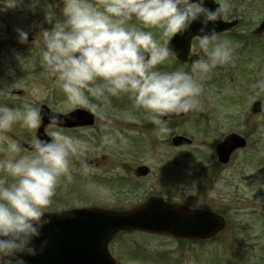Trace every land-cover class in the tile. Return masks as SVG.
<instances>
[{
  "label": "clouds",
  "instance_id": "clouds-1",
  "mask_svg": "<svg viewBox=\"0 0 264 264\" xmlns=\"http://www.w3.org/2000/svg\"><path fill=\"white\" fill-rule=\"evenodd\" d=\"M215 9L205 0H63V19L52 28H41L39 40L42 62L72 105L85 106L104 121L100 142L113 145L123 134L111 128V119L102 103L111 96L127 94L143 109L156 126V134L170 131L171 117L195 110L200 103L202 78L218 66L234 60L232 42L221 39L216 22L229 10L228 0H214ZM39 0H30L35 8ZM138 21L139 23H132ZM198 22L200 55L192 61L191 71L161 70L175 56L171 38L190 32ZM212 25L209 27V25ZM158 29L157 37L151 30ZM20 43L29 33L17 29ZM15 84V83H14ZM0 86V264H27L25 256L42 253L33 241L51 220L46 210L53 204L58 186L74 180L73 160H79L82 174L94 166L80 159L83 145L62 127L64 119L56 110L44 113L25 102L23 110L2 103L10 97L13 85ZM256 86L264 89V78ZM47 117L50 139L33 132L29 147L7 133L17 121L38 129Z\"/></svg>",
  "mask_w": 264,
  "mask_h": 264
},
{
  "label": "rangeland",
  "instance_id": "rangeland-1",
  "mask_svg": "<svg viewBox=\"0 0 264 264\" xmlns=\"http://www.w3.org/2000/svg\"><path fill=\"white\" fill-rule=\"evenodd\" d=\"M251 1L257 0H243L240 8L245 9ZM94 2L100 4L102 0H94ZM228 3L229 10L225 17L230 18L234 5L231 4V0H228ZM62 9V0H39L34 9L30 7V0H0L2 51L0 86L15 83L10 97L2 103L20 110H23L25 102L36 107L44 103L61 113L77 107L88 109L85 106L72 105L67 101L65 94L55 82V77L42 62V43L39 40L33 43L34 37L41 28L50 29L60 23L63 19ZM132 23L139 22L132 21ZM247 28L249 29V26L240 25L232 31L237 34L238 29ZM17 29L29 33L27 43L19 42ZM145 30H151L159 36L158 29ZM220 38L227 37L223 35ZM233 48H235L234 60L228 63L231 69L223 72L224 81L229 83L226 87L230 90L216 88L215 84L202 89L199 106L193 113L212 116L237 114L240 118V130L252 128L256 131L254 138L264 140V134L261 135V132H264V116L248 117L245 121L243 116L247 111L242 114L237 112V107L241 112L242 103L237 105L227 100L231 97V93L236 98V102L244 100L245 97H249L248 88L252 86L246 77L249 75L248 72H239L238 69L233 68L236 62L247 54L240 52L237 45ZM172 64H174L172 68L167 63L159 67L168 71L177 68L191 71L188 66L175 58L172 59ZM218 73L221 71L216 70L203 77L202 83H214ZM232 77L234 80H231ZM218 82L222 84L223 79H219ZM217 90L220 91L219 95ZM119 96H111L107 102H97L102 103L111 119L110 127L119 129L123 134L122 139H118L115 144L104 145L100 142V137L104 134L105 122L98 117L93 125L72 130L65 129L68 134L80 140L83 145L80 159L87 160L95 170L91 174H82L80 162L74 158V180L71 183L62 182L58 186L55 195L57 201L54 199L48 209L88 205L112 208L126 205L135 199L143 201L149 194L160 195L169 201L180 200L186 203L193 202V199L201 200L199 179L203 172L202 166L209 164L208 160L199 154L189 152L186 148H177L171 143L172 134L200 136V128H195L189 118L170 120L171 131L165 136H158L156 126L147 118L145 111L137 108L129 95ZM49 130L47 126L46 131ZM35 131L36 129L25 128L22 121H17L7 135L16 139L21 145L30 144ZM200 139L202 137H198V140ZM136 144L140 145L141 149H138ZM0 147L4 146L0 145ZM207 153L210 155L212 151ZM3 156L4 153L0 151V158ZM141 163L148 165L152 173L138 178L135 169ZM233 168L235 170L233 183L238 189L235 199L232 203L225 200L220 202L212 195L208 204L214 208H221L227 204L225 209L228 212L233 209L230 225L236 227L234 234L230 229L215 240L202 243L181 242L169 236L135 231L120 234L111 247L112 254L117 258V264H264V147L259 152H239L234 159ZM254 170H258V174H254ZM168 171L183 173L181 179L186 178L189 186L175 184ZM225 171L230 173L232 169L228 168ZM122 176L140 187L137 195H132L128 199L119 196L120 190L115 184ZM106 178L111 179L110 182L108 181L110 185L104 180ZM168 178L170 181H167Z\"/></svg>",
  "mask_w": 264,
  "mask_h": 264
},
{
  "label": "flooded vegetation",
  "instance_id": "flooded-vegetation-1",
  "mask_svg": "<svg viewBox=\"0 0 264 264\" xmlns=\"http://www.w3.org/2000/svg\"><path fill=\"white\" fill-rule=\"evenodd\" d=\"M63 1V0H62ZM243 0H231V4L234 5V10L230 13V18L224 17L225 20H237L236 28L240 25H246L249 26V29L247 28L246 34H236L233 33L232 30L224 33H220L219 36H226L233 44V46L237 45L239 46L240 52H245L247 56L241 57L237 62L235 67H233L235 70L238 69L239 72H248V83H250L252 86L248 88V95L249 97H245L244 100H240L236 102V98L231 93V97L227 98V100H230L231 103H235L239 105L240 103L242 108L239 111V108L237 107L238 114L245 113L247 111V114L244 115L243 119L247 121L248 117H257L262 118L264 116V89H260L256 86V83L259 79L264 78V32L261 34L254 33V30L263 23L264 20V0H257L256 2L251 1V3L248 4V6L245 9H241L240 5ZM206 5V0H205ZM236 5V6H235ZM158 37V36H157ZM198 36L193 37L190 41V57L189 62H184L183 64L188 66L187 68L190 70L192 65V60L197 59V57L194 54H199L198 44H197ZM235 49V48H234ZM237 49V50H238ZM244 56V55H242ZM227 66V70H226ZM231 67L228 64L218 66L215 68L212 72L216 70H220L221 73H218L216 75V81L214 83H202L203 89H207L208 86L215 84L216 88L219 89H227L230 90L226 85L228 86L229 83L225 82V74L224 71L230 70ZM223 79V83L220 84L219 79ZM231 80H234V77L231 78ZM218 95L220 94V91L217 90ZM118 97H120L118 95ZM221 102H224L223 99H220ZM98 102V101H97ZM255 102H260V108L258 110H255L257 107L252 105ZM227 108V107H226ZM230 108V107H229ZM90 110V109H89ZM194 110L189 111L187 114L178 117L173 118L170 120H176L181 118H189L191 123L194 124V127H199V133L198 134H190L183 136L187 137L191 141L187 144H181V145H174L177 148H186L189 150V152L194 154H199L202 157H205V160H208L207 162L209 164H205L202 166L203 169H201V178L199 179V192L202 195L201 200L193 199V202H184L180 200H174L173 202L183 203L186 206L194 209H201V210H207L211 212L217 213L219 216H221L225 221V228L218 233L214 238L210 240H203L202 242L206 241H213L215 240L219 235L225 234V232L232 230V234L236 232V227L230 225V219L233 218V209L228 212L226 210V206L221 208H214L208 202L210 201V196H214L217 201H229L232 203V200L235 199V196L237 195V187L235 183H233V178L235 174V170L233 168V162L236 157V155L239 152L243 151H251V152H259L264 147V140L262 139H255L254 135L256 131L254 129H239V115L237 114H222L221 116H212L209 114H196L193 113ZM250 113V114H248ZM95 121L97 119L96 114L94 115ZM207 120L209 122L205 123L204 121ZM95 123V122H94ZM246 128V127H245ZM264 132H261V135L263 136ZM176 134H172L171 140ZM236 136H240L241 139H238L239 142L246 143L245 146L239 147L236 145ZM198 137H202V139L198 140ZM139 144V143H138ZM137 145L138 149H141L140 145ZM212 151V153L209 155L207 152ZM137 151H135L136 153ZM209 155V157H207ZM135 157V156H134ZM143 163L137 165L141 166ZM228 168H231L232 171L230 173L226 172ZM254 174H258V170L253 171ZM152 173V171H151ZM171 175V178L173 182L179 185H184V187H188L187 185V179H181V176L184 175L183 173H173L169 172ZM138 178H141V176H137ZM160 180V178L158 177ZM107 183L110 178L104 179ZM116 179H114L115 181ZM115 186L118 187L120 190L121 197H124V199L130 198L132 195H137L139 191V186L132 183L131 180L127 179L126 177L122 176L121 179L116 180ZM161 181V180H160ZM167 181H170L169 178ZM110 182V181H109ZM113 182V181H111ZM164 184V183H163ZM108 185H110L108 183ZM157 195V194H149V196ZM160 196V195H158ZM162 197V196H161ZM164 198V197H163ZM55 201H57V197L55 196ZM165 200L169 201L168 199L164 198ZM137 200V201H136ZM138 202H142L141 199H135L133 202H128L126 205L116 206L112 208L116 209H130L137 204ZM60 210V208L53 207L50 209V211H57ZM134 230H124L120 231L118 234L115 235V237L112 238V240L109 243V248L111 250L113 242L117 239V237L120 234H125L128 232H132ZM139 232V231H135ZM117 259V258H116Z\"/></svg>",
  "mask_w": 264,
  "mask_h": 264
},
{
  "label": "water",
  "instance_id": "water-1",
  "mask_svg": "<svg viewBox=\"0 0 264 264\" xmlns=\"http://www.w3.org/2000/svg\"><path fill=\"white\" fill-rule=\"evenodd\" d=\"M176 43L181 45L182 40L178 39ZM174 50L179 57L185 59L183 51L177 48ZM42 111L48 112L45 108H42ZM83 114L80 111L70 115H61L64 119L63 125L71 127L89 123L90 121ZM44 118L48 122L47 117ZM37 136L41 139H50L45 136L41 128L37 131ZM183 139L177 137L174 141L179 144L183 142ZM23 146L29 147V145ZM147 172L148 169L145 167L139 169L140 174ZM60 214L62 215L58 219L63 223L62 233L53 234V240L61 243L62 252L47 260L44 252L46 247L42 253L38 252L34 257L25 256L27 264H114L108 255L107 248L104 250L103 244H100V239L104 237L107 240L113 232L126 227L190 239L210 237L222 227L220 221L209 218L205 212H194L183 206L169 204L159 198H151L142 207L126 213H113L100 209H72ZM67 219L73 221L68 222ZM51 232V230L46 232L41 230V236L33 241L37 249L46 237L52 235Z\"/></svg>",
  "mask_w": 264,
  "mask_h": 264
}]
</instances>
